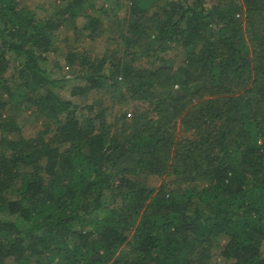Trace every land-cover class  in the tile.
I'll list each match as a JSON object with an SVG mask.
<instances>
[{
    "label": "trees",
    "instance_id": "trees-1",
    "mask_svg": "<svg viewBox=\"0 0 264 264\" xmlns=\"http://www.w3.org/2000/svg\"><path fill=\"white\" fill-rule=\"evenodd\" d=\"M39 1L0 0V264H264V0H128L114 46L64 54L80 102L46 54L66 21L93 39L104 20ZM104 86L146 108L111 131Z\"/></svg>",
    "mask_w": 264,
    "mask_h": 264
},
{
    "label": "rangeland",
    "instance_id": "rangeland-1",
    "mask_svg": "<svg viewBox=\"0 0 264 264\" xmlns=\"http://www.w3.org/2000/svg\"><path fill=\"white\" fill-rule=\"evenodd\" d=\"M93 1L94 5L98 8L97 14L104 20L105 29L103 33L96 38H88L86 36L87 31H83L81 26L83 24L84 18L78 17L73 20H68L64 25L59 28L56 33L54 44L52 48L46 54V60L44 61V66L47 70L55 77L61 80V89L59 94L65 99H73L75 102H80L77 97H71L69 94L70 87L76 82V79L71 73L70 67L65 61L64 54L68 49H87L89 53L93 56H99L101 53L107 49V47L114 46V40L109 38L111 33L122 30L118 28L117 22L114 19H120L127 16V2L128 0H88L87 3L90 4ZM118 2L117 4L115 2ZM20 4H25L32 7L33 4L42 3L39 0H18ZM121 3V6H120ZM112 7V8H111ZM126 31V26L124 27ZM66 41V42H65ZM138 51L140 53L144 52L146 49V43L143 41L138 46ZM158 55L165 58H173L176 64L182 62L183 55L177 50H169L165 52L156 51ZM154 56V54L150 55ZM149 57L140 56V59L136 61L141 66L149 67ZM158 63V62H157ZM13 70V64H11L5 73V76L9 79L12 78L11 71ZM108 85V84H106ZM91 98L89 102H95V105L101 104L104 109V119L105 123L109 126L111 131L119 129L128 125L130 120H121L119 118L120 112L125 109H131L135 103L139 104V109L143 110L146 108L144 102H130L128 99H122L115 89H111L108 86L104 88L92 90L88 94ZM97 103V104H96ZM98 106V105H97ZM83 111V109H82ZM22 134L25 138L33 137L36 134L33 121L29 118L19 117ZM187 135V133H185ZM161 181L160 177L148 176L145 182L149 186H156ZM225 241L224 237L219 236L216 239V247L223 244ZM217 250V249H215ZM223 258H218L216 264H222Z\"/></svg>",
    "mask_w": 264,
    "mask_h": 264
}]
</instances>
